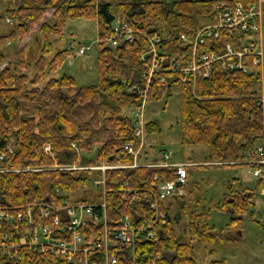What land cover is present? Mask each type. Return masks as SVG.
Wrapping results in <instances>:
<instances>
[{"label":"trees","instance_id":"16d2710c","mask_svg":"<svg viewBox=\"0 0 264 264\" xmlns=\"http://www.w3.org/2000/svg\"><path fill=\"white\" fill-rule=\"evenodd\" d=\"M219 1L237 0H2L3 16L16 23L10 31L0 33V152L14 139L13 153L0 159V203L19 204L46 195L70 197L73 191L86 190L96 171L40 167L54 162L79 164L85 153L88 164L125 160L123 144L135 139L134 121L125 110L135 105L140 96L130 87L146 78L140 57L146 48L145 39L136 33L115 48L96 45L97 82L77 84L71 73L52 75L70 53L68 48L53 52L52 42V36L62 37L68 20L95 19L101 37L111 34L112 22L119 19L149 34L171 29L174 39L177 33H193L213 15ZM51 8L54 10L46 18ZM38 23L41 47L33 62L27 59L26 45L17 50L14 59L7 60L2 46L12 39L20 41ZM173 84H178L180 90L181 144L207 145L212 161L207 165L250 166L246 159L253 155L262 133L261 112L253 96V76L215 66L208 76L198 77L195 84L183 83L179 78L167 86L153 81L147 99L160 96L167 88L169 93ZM145 124L146 134L159 130L156 121ZM72 141L78 143L80 153L72 148ZM47 143L53 157L44 151ZM28 166L39 168L27 169ZM106 175L111 215L112 209L117 214L131 209L114 192L122 182L138 186L149 183L155 175L173 177L165 168L143 166L107 169ZM261 182L263 179H259ZM187 183L188 180L186 188ZM242 193L230 190L223 205L211 203L206 209L199 208L200 198L190 202L187 193L175 198L181 201L180 207L188 216L186 236L179 233L166 206L169 221L164 235L152 242L151 247L154 251L166 248L170 254L166 264H199L196 243L220 246L235 239L222 229H214L209 217L212 209H232L228 224L233 225L252 203L250 196ZM79 198L91 196L85 193ZM178 217L177 214L175 221ZM0 264L17 263L0 261ZM212 264H225V260H214Z\"/></svg>","mask_w":264,"mask_h":264},{"label":"built area","instance_id":"2783aa9c","mask_svg":"<svg viewBox=\"0 0 264 264\" xmlns=\"http://www.w3.org/2000/svg\"><path fill=\"white\" fill-rule=\"evenodd\" d=\"M140 33L146 48L143 60L144 80L135 81L130 90L138 93L135 105L126 109L134 121V140L123 144L118 162L92 164L60 163L63 170L89 169L91 198L73 199L49 195L19 204L0 203V261L17 264H166V248L154 251L152 242L164 235L169 216L166 201L185 194L190 161H174L166 150L149 159L142 151L146 124L144 103L155 81L160 86L180 79L195 84L198 77L208 76L215 66L253 76V96L260 108L262 133L253 155L246 161L252 174L264 178V60L262 48V7L260 0L219 1L213 15L202 21L193 33L171 29L149 34L131 28L127 21L115 19L111 34L97 36L96 44L115 48ZM170 44V45H169ZM173 47L171 48L170 46ZM91 50L90 44H79L77 53ZM72 148L80 153L78 143ZM44 150L54 152L50 144ZM14 151L8 143L0 159ZM165 168L173 174L165 179L155 175L144 185L132 186L124 181L114 189L118 200L128 202V211H108L106 170L133 167ZM3 170V169H2ZM117 215V216H116Z\"/></svg>","mask_w":264,"mask_h":264},{"label":"rangeland","instance_id":"374dc122","mask_svg":"<svg viewBox=\"0 0 264 264\" xmlns=\"http://www.w3.org/2000/svg\"><path fill=\"white\" fill-rule=\"evenodd\" d=\"M113 2L123 0H110ZM262 7V48L264 60V0H260ZM54 8L46 13L49 18ZM3 3L0 0V33H6L14 28L16 20H9L3 16ZM38 23L20 41L12 39L8 44L2 46V50L8 59H14L17 50L26 45V55L30 62L39 54L41 41L39 38ZM96 21L95 19L76 18L66 22L62 37L52 36L53 52L59 49L68 48L70 53L62 66L52 75L60 76L63 72L71 73L75 76L77 84H92L97 82V62L96 51ZM97 36H99L97 34ZM101 37V36H99ZM90 44L91 50L83 54H78L79 44ZM6 60V61H7ZM31 74V71H29ZM181 112V98L178 84H173L168 93V88L158 97H151L144 103V120L156 121L159 126L158 131L147 132L144 135V146L142 151L147 153L151 159L153 154L162 150L169 152L172 160L192 161L188 166L187 192L190 202L200 198V209L210 206V200H214L217 205L224 201L226 194L231 190L241 192L249 188V195L252 203L248 210L239 214L240 219L233 225H229L233 212L227 210L212 209L209 223L214 229H222L235 237L233 241L225 242L220 246L212 243H196L195 252L199 264H212L214 260H225V264H264V181L259 183V179L253 176L252 167L246 163L235 165H207L212 163L207 145H186L181 144V126L179 120ZM125 113L126 110H125ZM14 145V139H11ZM46 145V144H45ZM45 151V150H44ZM46 152V151H45ZM92 151H88L90 153ZM48 153V152H46ZM49 154V153H48ZM51 155V154H50ZM52 157L54 156L51 155ZM86 156V155H85ZM89 158H92V154ZM86 160V159H85ZM83 159V162H86ZM60 164L54 162L41 168H55ZM38 169L28 166L27 169ZM92 195L90 189L73 191L70 198L77 199L84 194ZM226 193V194H225ZM181 201L173 198L169 199V214L179 233L185 238L184 231L187 225V214L180 206ZM179 215L175 221V216ZM214 248V252L210 250ZM170 256V254H169Z\"/></svg>","mask_w":264,"mask_h":264},{"label":"crops","instance_id":"0c3cea01","mask_svg":"<svg viewBox=\"0 0 264 264\" xmlns=\"http://www.w3.org/2000/svg\"><path fill=\"white\" fill-rule=\"evenodd\" d=\"M97 34H98V33H97V30H96V35H97ZM159 153H160V152H159ZM84 155H86V154H84ZM158 155H159L158 153H155V154H153V157H152V158H154V157H156V156H158ZM87 157H88V155L85 156V159H86V160L84 159L85 161L88 160ZM152 158H151V159H152ZM174 161H175V160H174ZM191 162H192V161H191ZM81 163H85V162H83V160H82ZM188 174H189V172H188ZM258 179H259V178H258ZM185 193L188 194V192H187V188H186V185H185ZM225 194H226V193H225ZM242 194H243V196H246V195L249 196V195L251 194V192H250L249 188H246V187H245V190H244V192H243ZM189 196H191V195L189 194ZM173 199H175V198H173ZM227 200L229 201V200H230V197H227ZM211 203H214V204H216V205L218 204V203H215L214 200H212V199L210 200V204H211ZM220 203H222V205H223V201H222V202L220 201ZM166 206L169 208V199L166 201ZM228 211H229V212H232V209H229Z\"/></svg>","mask_w":264,"mask_h":264}]
</instances>
